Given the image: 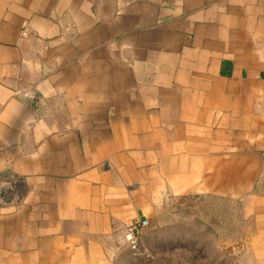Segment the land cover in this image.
I'll list each match as a JSON object with an SVG mask.
<instances>
[{
    "label": "crops",
    "instance_id": "crops-1",
    "mask_svg": "<svg viewBox=\"0 0 264 264\" xmlns=\"http://www.w3.org/2000/svg\"><path fill=\"white\" fill-rule=\"evenodd\" d=\"M262 175L264 0H0V264H113L160 200Z\"/></svg>",
    "mask_w": 264,
    "mask_h": 264
},
{
    "label": "rangeland",
    "instance_id": "rangeland-1",
    "mask_svg": "<svg viewBox=\"0 0 264 264\" xmlns=\"http://www.w3.org/2000/svg\"><path fill=\"white\" fill-rule=\"evenodd\" d=\"M145 219L136 248L127 234L142 220L112 242L113 264H264V185L171 196Z\"/></svg>",
    "mask_w": 264,
    "mask_h": 264
},
{
    "label": "built area",
    "instance_id": "built-area-1",
    "mask_svg": "<svg viewBox=\"0 0 264 264\" xmlns=\"http://www.w3.org/2000/svg\"><path fill=\"white\" fill-rule=\"evenodd\" d=\"M13 188V183L8 181L7 183L0 184V199L5 200L9 197L10 191ZM149 225L147 219H142L139 223H136L131 227L127 234V240L131 244L132 248H136L137 243V235L141 233V231Z\"/></svg>",
    "mask_w": 264,
    "mask_h": 264
}]
</instances>
